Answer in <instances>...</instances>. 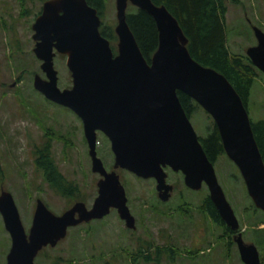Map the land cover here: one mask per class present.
<instances>
[{"label":"water","instance_id":"1","mask_svg":"<svg viewBox=\"0 0 264 264\" xmlns=\"http://www.w3.org/2000/svg\"><path fill=\"white\" fill-rule=\"evenodd\" d=\"M128 2L147 11L155 21L158 43L149 61L127 23ZM115 10V54L109 40L100 33L97 8L87 0H44L32 22V49L44 72V77L38 72L33 74V86L81 118L91 169L101 177L89 208L84 201L77 200L61 213H55L37 197L28 231L12 193L1 189L0 214L10 236L5 264H39L35 261L38 251L56 244L69 225L100 217L110 207H116L126 225L134 227V216L116 168L154 177L158 196L166 200L173 187L166 181V166L180 171L187 187H207L222 220L236 230L233 238L241 260L245 264H261L255 243L244 240L238 230L234 209L177 91L188 94L211 115L223 149L237 166L249 197L255 207L264 211V162L241 96L222 72L191 56L187 36L164 4L115 0ZM252 29L256 42L248 45L245 53L264 73V30L257 25H252ZM56 51L66 55L70 87L57 83L53 64ZM97 129L110 140L114 155L110 170L97 155Z\"/></svg>","mask_w":264,"mask_h":264},{"label":"rangeland","instance_id":"2","mask_svg":"<svg viewBox=\"0 0 264 264\" xmlns=\"http://www.w3.org/2000/svg\"><path fill=\"white\" fill-rule=\"evenodd\" d=\"M43 0H0V190H9L26 231L31 224L35 200L40 197L55 213L75 200L90 205L97 194L99 174L91 169L88 144L80 118L70 109L46 98L33 86L40 59L33 52L31 27ZM226 44L231 52H245L256 38L252 25L264 30V0H226ZM128 4L126 11H135ZM115 0H104L101 20L114 27ZM116 40L113 42L115 48ZM53 64L60 87L71 84L66 56L56 54ZM250 118L264 117V73L257 74L247 105ZM190 120L198 135L205 136L209 118L196 109ZM50 140V154L60 172L76 185L66 196L55 191L36 167V147ZM97 154L105 167L113 168L114 155L107 136L97 131ZM214 164L217 179L239 221L246 241L258 248L264 264V214L252 211L242 176L234 162L220 154ZM173 189L166 200L158 197L155 180L116 168L124 185L127 203L134 214V229L111 208L104 218L68 229L54 245L37 253L40 264H245L235 242L215 225L199 207L208 193L187 187L180 171L167 168ZM253 203V202H252ZM262 218L254 224V221ZM10 236L0 214V264L6 263Z\"/></svg>","mask_w":264,"mask_h":264},{"label":"trees","instance_id":"3","mask_svg":"<svg viewBox=\"0 0 264 264\" xmlns=\"http://www.w3.org/2000/svg\"><path fill=\"white\" fill-rule=\"evenodd\" d=\"M156 4H164L176 17L184 34L188 38L187 48L191 56L203 65L214 67L222 72L232 83L241 96L246 108L248 98L256 79L261 72L245 52H231L226 44L227 10L226 0H152ZM96 7L99 13L104 8V0H87ZM40 11V10H39ZM38 11V12H39ZM37 12V13H38ZM127 23L139 45L143 56L149 61L158 43V31L153 17L145 10L136 8L128 11ZM108 38H115L113 27L106 25L100 28ZM180 102L189 117L196 109H201L209 118V127L205 136L198 135L208 158L214 163L220 154H225L221 138L211 115L205 111L192 97L183 91H177ZM248 110V109H247ZM251 120V126L264 162V117ZM34 163L39 168L48 184L58 193L66 196L76 193V185L66 179L60 172L50 154V140L36 147ZM229 236L228 244L232 243V230L218 214L214 204L206 193L199 206ZM252 211L260 210L251 201ZM262 211V210H260ZM264 214V211L261 212ZM262 218L254 221H261ZM262 222V221H261ZM257 243L264 244V236Z\"/></svg>","mask_w":264,"mask_h":264},{"label":"flooded vegetation","instance_id":"4","mask_svg":"<svg viewBox=\"0 0 264 264\" xmlns=\"http://www.w3.org/2000/svg\"><path fill=\"white\" fill-rule=\"evenodd\" d=\"M44 1V0H43ZM43 1H42V3H43ZM128 4H131V5H134V4H132V3H130V2H128ZM128 4H127V6H128ZM42 6V5H41ZM93 6V5H92ZM134 6H136V5H134ZM136 8H138L137 6H136ZM126 9H127V7H126ZM41 10V9H40ZM40 12V11H39ZM38 12V13H39ZM97 12H98V14H99V16H100V19H101V15H102V12L101 13H99V11H98V9H97ZM38 13H36V15L38 14ZM35 15V16H36ZM126 15H127V11H126ZM103 26H106L105 24H103L102 23V20H101V22H100V25H99V30H100V33H101V27H103ZM114 27H115V25H114ZM114 27H113V31H114V34H115V38H108V37H106L108 40H109V44H110V46H111V48H112V50H113V52H114V54L117 52V41H118V36H117V34H116V32H115V29H114ZM102 34V33H101ZM103 35V34H102ZM104 36V35H103ZM116 40V45H115V48H114V46H113V42ZM54 50H56L55 48H54ZM62 54V55H65V54H63V53H60V52H57L56 51V53H55V55L56 54ZM54 55V56H55ZM66 56V55H65ZM39 59V58H38ZM41 61V60H40ZM68 68V67H67ZM41 69V68H40ZM71 76V75H70ZM72 85V81H71V84L69 85V86H65V87H70ZM193 99V98H192ZM54 103H56V104H59V105H62V106H64V107H67V106H65V105H63V104H60V103H57V102H55V101H53ZM68 109H70L69 107H67ZM71 111H73L72 109H70ZM74 112V111H73ZM75 113V112H74ZM76 114V113H75ZM77 115V114H76ZM78 116V115H77ZM79 117V116H78ZM80 118V117H79ZM80 120H81V118H80ZM81 123H82V121H81ZM82 127H83V124H82ZM97 131H100V132H102V133H104L103 131H101V130H99V129H97L96 130V145H97ZM83 134H84V131H83ZM105 134V133H104ZM106 135V134H105ZM107 136V135H106ZM84 137H85V135H84ZM108 138V137H107ZM86 139V138H85ZM109 139V138H108ZM110 141V140H109ZM110 148H111V146H110ZM96 151H97V149H96ZM98 155V154H97ZM100 157V156H99ZM167 168H169L168 166H166L165 167V170L167 169ZM107 169V168H106ZM108 170V169H107ZM167 171V170H166ZM131 172V171H130ZM98 173V172H97ZM133 173V172H132ZM99 174V173H98ZM136 175V174H135ZM136 176H138V175H136ZM101 177V175L99 174V177H98V179H97V181L99 180V178ZM141 177V176H140ZM143 178H146V177H143ZM154 180H155V185H156V179L154 178V177H152ZM182 179H183V176H182ZM97 181H96V185H97ZM166 181L168 182V180H167V177H166ZM169 183H171V182H169ZM172 184V186L174 185L173 183H171ZM97 189H98V185H97ZM172 189H173V187H172ZM97 195V194H96ZM158 195V194H157ZM159 197V196H158ZM95 198V197H94ZM160 198V197H159ZM161 199V198H160ZM78 200H80V199H78ZM94 200V199H93ZM75 201H77V200H75ZM74 201V202H75ZM83 201V200H82ZM73 202V203H74ZM93 202V201H92ZM72 203V204H73ZM71 204V205H72ZM86 204V203H85ZM92 204V203H91ZM91 204L90 205H87L86 204V207L87 208H89L90 206H91ZM70 205V206H71ZM127 205H128V203H127ZM69 206V207H70ZM129 206V205H128ZM68 207V208H69ZM111 208H113L115 211H116V214H117V216H118V218L121 220V222H123V228L125 229V230H127V229H134L135 228V224H134V227H130V226H128V225H126V222H125V220L123 219V218H121L120 217V215H119V213H118V211H117V208L116 207H110L109 208V211L106 213V214H104V215H102V216H100V217H92V218H90V219H88V220H83V221H80V222H78L77 224H73V225H69L68 227H67V230H66V234H67V232H68V229L69 228H72V227H74V226H77V225H79V224H88L90 221H92V220H97V219H101V218H104L106 215H108V213H110V211H111ZM67 209V208H66ZM129 209H130V211H131V213H132V210H131V208H130V206H129ZM64 211V210H63ZM75 215L77 216V213H75ZM132 215L134 216V214L132 213ZM205 215H206V217H209L210 219H211V221L215 224V225H217L213 220H212V218L205 212ZM135 217V216H134ZM134 221H135V218H134ZM218 226V225H217ZM230 228V227H229ZM231 229V228H230ZM232 230V232L230 233V237H231V239L234 241V234L236 233V230H233V229H231ZM239 231H241V230H239ZM65 234V235H66ZM227 235V234H226ZM228 236V235H227ZM245 240V239H244ZM59 241V240H58ZM235 242V241H234ZM236 244V243H235ZM49 245V244H48ZM237 246V245H236ZM44 247V246H43ZM42 247V248H43ZM41 248V249H42ZM39 252V251H38ZM36 261V260H35ZM38 263V262H37ZM40 264V263H39Z\"/></svg>","mask_w":264,"mask_h":264}]
</instances>
